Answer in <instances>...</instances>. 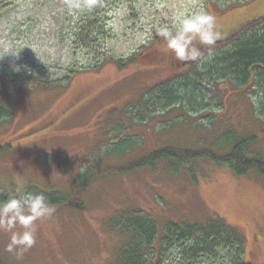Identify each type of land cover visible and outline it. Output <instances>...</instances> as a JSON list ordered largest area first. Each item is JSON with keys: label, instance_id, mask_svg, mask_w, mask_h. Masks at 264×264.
Listing matches in <instances>:
<instances>
[{"label": "rangeland", "instance_id": "1", "mask_svg": "<svg viewBox=\"0 0 264 264\" xmlns=\"http://www.w3.org/2000/svg\"><path fill=\"white\" fill-rule=\"evenodd\" d=\"M243 2L97 0L92 12L75 14L68 0H0V104L11 111L0 123V189L31 185L71 197L81 176L93 175L79 207L36 222L37 242L21 258L5 250L10 234L0 231V264H116L126 237L112 221L128 211L152 217L157 244L169 224L221 218L244 236L246 264H264V181L257 173L237 176L206 159L111 172L161 149L225 155L235 138L254 139L247 152L264 160V118L242 92L221 86L210 94L206 86L207 102L195 111L128 114L147 89L194 62L177 60L159 29L178 12L203 7L216 16L223 40L264 16V0L229 7ZM89 14L103 28L91 38ZM131 57L134 64L117 67ZM30 77L64 85L21 89L18 81Z\"/></svg>", "mask_w": 264, "mask_h": 264}, {"label": "trees", "instance_id": "2", "mask_svg": "<svg viewBox=\"0 0 264 264\" xmlns=\"http://www.w3.org/2000/svg\"><path fill=\"white\" fill-rule=\"evenodd\" d=\"M247 1L234 3L229 7H239ZM86 19L88 37H96L97 33L103 31L101 26L93 24L91 14ZM106 61L109 59H104L103 63ZM115 63L117 67L123 69L134 64L135 59L134 57L118 59ZM74 74L75 72H72L71 76L61 82H68ZM61 82H49L45 78L32 77L18 81L21 89L29 87L52 89L64 85ZM206 86L209 87L210 94L221 86L231 89L234 93L242 92L251 102L253 101L255 113L264 118V16L247 22L229 37L204 48L199 58L192 62L185 72L147 89L139 101V108L128 114L139 119L142 113L147 115L149 112L156 113L174 107L190 108L195 111L207 102ZM10 118L9 108L0 104V123ZM253 141L254 139L250 138H235L230 144L231 150L225 155L161 149L129 167L111 172L121 174L152 168L160 161L183 165L206 159L216 165L228 167L237 176L255 172L264 181V160L250 157L247 152L249 143ZM1 151L3 149H0ZM92 176L88 173L83 174L79 179L78 188L71 197L55 191L43 192L49 198L53 211L65 207H79L81 201L78 198L91 183ZM5 191L6 189H0V192ZM25 192L42 191L30 185L25 188ZM112 228L126 237V244L116 264H163L166 254L170 259L169 264H246L244 236L238 228L229 226L221 218L212 219L205 224H169L159 244L157 224L146 213L136 211L120 213L114 217Z\"/></svg>", "mask_w": 264, "mask_h": 264}, {"label": "clouds", "instance_id": "3", "mask_svg": "<svg viewBox=\"0 0 264 264\" xmlns=\"http://www.w3.org/2000/svg\"><path fill=\"white\" fill-rule=\"evenodd\" d=\"M96 5L97 0H68L69 11L75 14L92 12ZM159 35L177 60L195 61L200 56L197 42L211 46L222 34L216 16L201 7L193 12H178L170 27L159 29ZM52 211L43 192H25L19 184L14 191L0 192V231L10 234L5 250L21 258L37 242L36 222L49 217ZM17 225L23 230H16Z\"/></svg>", "mask_w": 264, "mask_h": 264}, {"label": "flooded vegetation", "instance_id": "4", "mask_svg": "<svg viewBox=\"0 0 264 264\" xmlns=\"http://www.w3.org/2000/svg\"><path fill=\"white\" fill-rule=\"evenodd\" d=\"M203 51V50H202Z\"/></svg>", "mask_w": 264, "mask_h": 264}]
</instances>
